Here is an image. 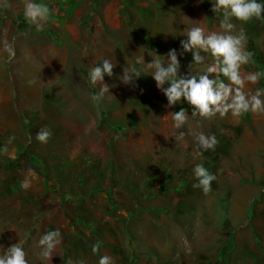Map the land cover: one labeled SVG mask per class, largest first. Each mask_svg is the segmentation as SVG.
<instances>
[{"label": "rangeland", "instance_id": "1", "mask_svg": "<svg viewBox=\"0 0 264 264\" xmlns=\"http://www.w3.org/2000/svg\"><path fill=\"white\" fill-rule=\"evenodd\" d=\"M99 4L87 10L85 34L76 42L80 52L70 53L65 72L46 87L49 113L34 106L32 112H21L30 136L23 128L24 136H14L12 143L5 137L0 254L37 227L22 248L29 250L32 240L45 258L40 240L60 227L59 244L101 243L97 257H90L95 264L102 255L113 264H264V113L193 115L196 110L187 102L168 107L150 72L134 85L119 79L126 67L135 66L137 56L148 63L157 53L167 64L166 54L173 49L179 76L215 79L216 74L207 73L214 64L210 53L182 48L194 26L206 34L243 33L245 49L264 61V20L241 22L224 9L214 12L215 0H124L94 21L103 13ZM229 23L231 30L222 27ZM195 52L203 58L199 64ZM104 59L115 65L113 76L104 78L111 96L96 102L91 97L99 85L87 81V71ZM251 71L260 72L253 63L242 74ZM38 79L28 77L18 90L27 93ZM260 85L261 78L244 90L254 92ZM182 108L189 119L177 129L170 114ZM42 128L52 132L46 144L35 139ZM201 132L218 140L215 150L203 156L196 142ZM197 163L217 176L207 192L193 187ZM29 169L36 179L31 180ZM24 179L31 182L27 190L21 186ZM55 256L54 264H82L77 256L62 262Z\"/></svg>", "mask_w": 264, "mask_h": 264}, {"label": "clouds", "instance_id": "2", "mask_svg": "<svg viewBox=\"0 0 264 264\" xmlns=\"http://www.w3.org/2000/svg\"><path fill=\"white\" fill-rule=\"evenodd\" d=\"M217 9H224L226 15L234 17L241 22H248L253 19L264 20V0H215L214 12ZM23 15L26 21L34 25L37 30L42 28L41 22H46L51 15L47 4L38 3L37 0H24ZM227 30H231L232 24L222 25ZM187 40L182 41L184 51L200 49L210 53L214 59V64L207 68L208 74H216L215 79H210L209 75L202 74L185 78L179 76L180 62L175 49L170 50L166 55L168 63L165 64L163 57L155 53L151 55V62L145 63L143 55L135 58V66L131 69L125 68L123 75L119 77L124 85H134L135 80L142 76V73L150 72L156 87L163 93L168 102V107L178 103L187 102L203 117H212L217 113L223 118L229 113L233 117H241L249 112L264 113V89L256 88L254 92L245 91V84L257 85L264 72H248L243 75V68L253 64V53L244 47L246 36L242 33L239 36L217 34L211 32L206 34L205 28L194 26L187 31ZM4 51L11 56L12 47L5 44ZM197 64L203 61L199 52L193 54ZM115 65L110 59H104L101 63L88 68L87 81L93 85H99L98 91L92 95V100L101 102L106 97L111 96L109 85L104 82L105 76L112 77ZM221 76L224 79H221ZM225 79L229 83H225ZM167 85V86H166ZM115 87V85H113ZM142 92V90H141ZM174 127L179 129L188 121V115L183 108L179 112L170 114ZM52 136L48 128H42L35 136V139L42 144H46ZM14 136L9 137L8 142L12 143ZM199 148L198 155L203 156L204 152L214 151L218 140L215 134L205 135L203 132L196 136ZM4 151H7L5 148ZM28 175L32 179L37 178L35 170L29 169ZM193 175L198 183L194 188H201L207 192L210 190L213 181L217 176L211 173L203 163H197L193 168ZM23 189L31 187V182L24 179L21 182ZM60 231H49L40 240V244L46 246L43 253L45 258H50L52 251L59 244ZM101 243L98 241L92 245V253H99ZM0 264H27L26 253L22 246L17 244L4 250L0 254ZM99 264H113L110 256L102 255Z\"/></svg>", "mask_w": 264, "mask_h": 264}, {"label": "crops", "instance_id": "3", "mask_svg": "<svg viewBox=\"0 0 264 264\" xmlns=\"http://www.w3.org/2000/svg\"><path fill=\"white\" fill-rule=\"evenodd\" d=\"M37 2L47 4L51 11L50 18L46 22H41L40 30L23 18L24 0H14V2L0 0V151L5 149L3 144L7 137L22 136L23 128L25 131L27 130L25 122H23L25 116L21 112L27 111V109L32 112L34 106L41 109V113H44V110L49 113V98H47L49 89L46 87L55 82L57 74L65 72L70 53L76 50L80 52L78 43L81 34H85L83 27L87 21V10L96 2L100 3L101 7L103 6V13L101 12L95 17L94 21H96V19L105 18L104 16L108 14L110 8H117L123 4L124 0H37ZM17 16L19 17L17 18ZM52 35H56V40L60 43L61 41L66 43V47L64 48L58 43ZM6 43L12 47L13 54L11 56L4 51ZM32 76L39 77L38 80L41 82L31 86L25 94L18 90L22 89L21 83ZM16 102H23L25 107L22 108ZM43 104H46V107H43ZM39 105L40 107H38ZM33 111L36 112L34 118H37V110ZM47 117L45 115L44 119ZM27 134L30 136L29 130L26 131ZM18 147V152H20L21 145ZM59 228L52 227L51 231H59ZM29 229L30 234L21 240V246L28 241L27 237L32 232L38 230L37 227ZM26 230L27 227L24 231ZM34 244L36 247V242L31 240L29 250L24 249L27 264H54L55 254L58 256V261L61 260V262L65 257L72 259V255L79 257L82 264L91 262L95 264L90 257L96 258V255L99 254L92 253V245L95 244L92 241H77L71 244L62 242L56 246V251L52 252L51 257L45 259L33 246Z\"/></svg>", "mask_w": 264, "mask_h": 264}, {"label": "trees", "instance_id": "4", "mask_svg": "<svg viewBox=\"0 0 264 264\" xmlns=\"http://www.w3.org/2000/svg\"><path fill=\"white\" fill-rule=\"evenodd\" d=\"M253 60L255 61V65L260 70V72H264V64H263L264 61H261L262 58L259 56L258 53L257 54L253 53ZM259 60L261 62H263V63L258 62ZM247 68L250 69L251 68V64L247 65ZM260 86H261L262 89H264V76L261 77V85Z\"/></svg>", "mask_w": 264, "mask_h": 264}]
</instances>
